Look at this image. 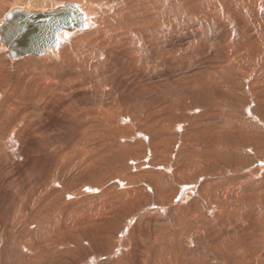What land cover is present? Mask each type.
I'll return each instance as SVG.
<instances>
[{"label": "bare ground", "instance_id": "bare-ground-1", "mask_svg": "<svg viewBox=\"0 0 264 264\" xmlns=\"http://www.w3.org/2000/svg\"><path fill=\"white\" fill-rule=\"evenodd\" d=\"M4 1L0 0V7ZM68 2L77 5L72 24L54 32L50 41H58L46 50L16 56L18 42L10 40L6 31L3 37L0 33V51L11 60L66 58L69 66L64 83L74 82L70 87L77 91L90 88L87 97L91 98L90 104L74 100L57 108L65 126H70V131L75 128L79 155L71 159L67 158L70 151L57 155L56 164L48 162L43 176L14 195L1 223L0 263L80 264V249L86 257L94 258L115 246L121 254V259H116L119 264L131 263V248L138 249L139 264H256V260L264 264V161L239 168L250 152L261 156L264 151L259 146L264 133V0H30L26 4L14 0L3 11L0 27L8 15L13 17V10L17 17L29 18L31 12L54 10ZM24 40L21 35L18 41L27 49L30 43ZM111 59L120 66L119 72L101 71ZM77 68L89 71L85 74ZM149 70L162 74L151 79L145 74ZM126 71L134 73L129 74L133 90L121 95L113 89L114 80ZM76 72L83 76L77 85ZM148 101L154 104L147 106ZM132 102L136 105L128 108ZM173 111L174 118L169 115ZM13 122L7 118L0 125L10 149L19 142ZM171 134L174 152L167 149ZM100 139L102 143L97 144ZM90 145L92 150H88ZM44 150L42 153L47 152ZM163 159L174 161L169 175L158 169ZM223 162L235 165L220 172ZM152 193L160 201L173 193L174 198L179 197L176 207L172 204L174 231H156L154 237V232L146 234L145 227L143 241L142 232L134 236L132 230L141 225L145 215L142 201ZM95 196L99 200L94 201ZM131 213L134 216L128 220ZM121 230L124 237L114 241ZM62 235L70 237L63 236V241ZM180 239L190 246L199 242L203 248L220 245L223 253H215L217 261L212 263L208 261L211 253L200 254L196 246L186 256L182 254L186 262L176 250Z\"/></svg>", "mask_w": 264, "mask_h": 264}, {"label": "rangeland", "instance_id": "rangeland-1", "mask_svg": "<svg viewBox=\"0 0 264 264\" xmlns=\"http://www.w3.org/2000/svg\"><path fill=\"white\" fill-rule=\"evenodd\" d=\"M14 1V0H13ZM12 0H5L3 3H2V6L0 7V18L2 16V14L4 13L3 11H5L8 6L10 5L11 2H13ZM18 2H21V3H28L30 2V0H17ZM34 2H36L37 0H33ZM33 1L31 0V3H33ZM46 1H51V0H46ZM55 1V0H53ZM144 1V0H143ZM6 2V3H5ZM39 3V2H37ZM174 17H175V14H174ZM175 19V18H174ZM176 21V20H174ZM175 23H178L175 22ZM180 30V29H179ZM175 34V32H174ZM175 36V35H174ZM0 125H2V121L4 122L5 119L7 118H12L13 121H16V122H13L14 124L16 123V129L15 131L17 132L18 134V138H19V142H18V145H15L14 147L11 146V149L9 147V144L7 145V134L5 135H1V131H0V142H1V145H4L3 147L6 148V150L1 146V149H0V170L1 169H6V167L8 169L4 170L3 171L1 170L0 171V197H1V204H0V232H1V223L3 220H5V218L7 217V215L9 214V211H10V208H11V200L13 199L14 195H16V193H18L17 195L21 194L22 190H25L26 191V188L29 187V185L32 183V182H35L39 179V176H43V173L44 171L48 168L46 167L47 165L49 166V164L52 162H55L57 159V155L65 152V153H68L69 151V156L67 158L70 157V159L74 156H78L79 155V152L77 150V148L79 149L78 145H77V136H76V133H74V129L73 127H71V131H70V126L69 127H66L65 126V122H64V119L62 116H59L58 113H57V108L60 107L63 103L65 102H71V101H74L76 100L77 102H80L81 103H84L85 104V100H88V104H90V99L89 97H87V91L88 89L90 88H82L80 90L77 91V89H72L71 87L74 85V82H65L64 83V78H65V74L67 73L68 71V60L65 58H55V59H51V60H46L44 61V59H41L40 57H22V58H18L17 60L15 59L14 60H11L10 58H8L7 55H5V53H3L2 51H0ZM2 56V57H1ZM3 58V59H2ZM2 59V60H1ZM41 59V61H40ZM61 61H60V60ZM23 60V61H22ZM32 60V61H31ZM36 60V61H35ZM38 60V61H37ZM59 60V62H58ZM14 61V62H13ZM26 61V62H24ZM35 61V62H34ZM43 61V62H42ZM53 61V62H52ZM56 61V62H55ZM34 62V63H33ZM42 62V63H41ZM68 62V63H67ZM110 62V63H109ZM175 62V61H174ZM2 63L4 66H2ZM6 63V64H5ZM58 63V64H57ZM60 63V64H59ZM94 65H97L98 63V60L95 59L94 60ZM93 64V62H92ZM107 64V65H106ZM62 65H64L62 67ZM66 65V66H65ZM103 65V64H102ZM100 65L99 68L102 66ZM60 66V67H59ZM51 67V68H50ZM102 68V69H101ZM100 70L103 71L105 70L106 68L109 69L110 71L112 70H115V72H119V69H120V66L118 65L117 62H113V60H109L108 62L105 63V66L104 67H101ZM163 71L164 72H167V67H163ZM13 69V70H12ZM53 69V70H52ZM78 69V68H77ZM61 70V71H60ZM80 70V71H79ZM161 70V69H159ZM78 72H81L83 73V71L85 72V74L88 73L89 70L87 69H82V68H79L78 70H76ZM174 71H175V68H174ZM78 72H76L75 74H79ZM146 73L145 74H149V78L151 79H156L159 77V75L162 74V72H158L157 70H149V71H145ZM152 72V73H151ZM50 73V74H49ZM134 74L133 72H127L126 71V74L125 76H123V72L118 75V77L114 80V85H113V89L116 91L118 90L119 93H121V95H124L126 93H129V91L131 92L133 90V87L130 85L131 84V78L129 77V74ZM160 73V74H159ZM55 74V75H53ZM130 74V75H131ZM155 74V76H154ZM158 74V75H157ZM29 75V76H28ZM58 75V76H57ZM128 75V76H127ZM64 76V77H63ZM79 76V77H78ZM83 77L80 73V75H77L76 77V81H75V84L78 83V81L81 79L80 78ZM61 77V78H60ZM121 77V78H120ZM51 78V79H50ZM123 78V79H122ZM130 78V79H129ZM58 79V80H57ZM121 79V80H120ZM55 80V81H54ZM56 80H57V83H56ZM47 81V82H46ZM54 81V82H53ZM8 82V83H7ZM52 82V83H51ZM60 82V83H59ZM63 82V83H62ZM120 82V83H119ZM22 84V85H21ZM54 84V85H53ZM69 84V85H67ZM77 85V84H76ZM117 85V86H116ZM4 86V87H3ZM56 86V87H55ZM65 86V87H64ZM71 86V87H70ZM120 86V87H119ZM44 87V88H43ZM46 87V88H45ZM56 89H55V88ZM62 87V88H61ZM64 87V88H63ZM67 87V88H66ZM94 88V86H91ZM117 87H119V89H117ZM132 87V88H131ZM39 88V89H38ZM42 88V89H41ZM61 90H59V89ZM70 88V89H69ZM123 88V89H122ZM63 89H65L63 91ZM121 89V91H120ZM54 90V91H53ZM68 90V91H67ZM74 90V91H73ZM86 90V91H85ZM24 91V92H23ZM30 91V92H29ZM63 91V92H62ZM70 91V92H69ZM73 91V92H72ZM81 93H80V92ZM52 92V93H51ZM79 92V93H78ZM84 92L86 94H84ZM123 92V93H122ZM2 93V94H1ZM9 93V94H8ZM28 93V94H27ZM71 93V94H70ZM73 93V94H72ZM21 94V95H20ZM64 94L66 95V97L64 96ZM89 94V93H88ZM32 95V96H31ZM48 95L51 97H49L48 99ZM76 95V96H75ZM84 95V96H83ZM68 96V98H67ZM72 96V97H71ZM78 98V99H77ZM82 98V99H81ZM87 98V99H86ZM59 99V100H58ZM62 99V100H60ZM73 99V100H72ZM66 100V101H65ZM80 100V101H79ZM53 101V102H52ZM62 101V102H61ZM75 101V102H76ZM56 104H55V103ZM34 103V104H33ZM48 103V104H46ZM87 103V101H86ZM148 103V104H147ZM146 104L147 106H152L154 104V102H150L148 101ZM153 103V104H152ZM55 104V105H54ZM37 105V106H36ZM46 105V106H45ZM51 105V106H49ZM59 105V106H57ZM133 105H136V104H129L128 105V108H130L131 106ZM172 106H174V102L171 103ZM146 106V105H145ZM36 108V109H35ZM49 108V109H48ZM51 108V109H50ZM132 108V107H131ZM53 109V110H52ZM162 109H165V106L163 105L162 106ZM145 113V114H144ZM172 114V115H171ZM146 115V112L144 111L141 116H145ZM165 115V114H164ZM163 115V116H164ZM169 115H171L172 118H174V111L171 112ZM162 116V117H163ZM168 116V115H167ZM14 117V118H13ZM148 117V116H147ZM169 117V116H168ZM151 118V119H150ZM15 119V120H14ZM23 119V121H22ZM148 119L151 121L153 120L152 117H148ZM163 119V118H162ZM19 120V124L17 123V121ZM40 120V121H38ZM27 121V123H26ZM39 122V123H38ZM33 123V124H32ZM18 124V125H17ZM23 124V125H22ZM27 124V125H26ZM36 124V125H35ZM48 124V125H47ZM20 125V126H19ZM38 126V127H37ZM35 127V129H33ZM40 128V129H39ZM37 129V130H36ZM65 129V130H64ZM46 130V131H45ZM49 131V132H48ZM146 131V130H145ZM20 132V133H18ZM47 132V133H46ZM174 132V130L172 131ZM72 133V134H71ZM48 134V135H47ZM66 134V135H65ZM264 134V133H263ZM262 134L263 137H261V143L259 146H261V149L262 151L264 150V143H263V139H264V135ZM61 135H63L61 137ZM50 138H48V137ZM65 136V137H64ZM74 139H72L73 137ZM53 137V138H52ZM42 138V139H41ZM170 139H168L167 141L170 142L167 147L168 150L174 152V135L171 134V136L169 137ZM3 139V140H2ZM55 140V141H54ZM69 140V141H68ZM6 143H5V142ZM103 140L100 139V141H98L97 144H100L102 143ZM9 143V142H8ZM22 143V144H21ZM24 143V144H23ZM56 143V144H54ZM75 143V144H74ZM179 142H177L178 144ZM37 144H40V146ZM7 145V146H6ZM41 145H44V146H41ZM173 145V146H172ZM20 148H18V147ZM66 146V148H65ZM75 148H74V147ZM9 147V148H8ZM40 147V148H39ZM70 147V149H69ZM73 147V148H72ZM77 147V148H76ZM92 145H90V147H88V150H92ZM165 147V149H166ZM19 150H18V149ZM42 148L43 150L45 149L47 152H43L42 153ZM91 148V149H90ZM10 149V150H9ZM15 149V150H14ZM30 149V150H29ZM49 149V150H48ZM62 149V150H61ZM68 149V150H67ZM12 150V151H11ZM24 150V151H23ZM35 150V151H34ZM44 150V151H45ZM61 150V152H60ZM75 150V151H73ZM77 150V151H76ZM1 151H3V155L1 153ZM5 151V153H4ZM25 152V153H22V152ZM48 151H51L48 152ZM250 151V150H249ZM9 152H13V153H9ZM17 152V154L15 155V153ZM35 154H34V153ZM39 152V153H38ZM53 152V153H52ZM7 153V154H6ZM9 153V154H8ZM21 153V154H20ZM33 153V154H32ZM55 153V154H54ZM73 153V155L71 154ZM77 153V155H76ZM13 154V155H12ZM32 154V155H31ZM42 155L40 157V155ZM49 154H52L53 158L50 157L51 155ZM251 155L247 156L245 158V160H242L241 164H243L242 166H239L240 169H247L248 167L250 166H253V165H256L258 164V162H260L261 160L264 161V151H263V154L261 156L257 155L256 153H252L250 152ZM6 155V158H4ZM8 155V156H7ZM9 155L10 157H13V158H9ZM12 155V156H11ZM38 155V156H37ZM3 156V157H2ZM18 158H17V157ZM21 156V158H19ZM23 156H26L23 158ZM37 156V157H36ZM45 156H47V159H45ZM55 156V157H54ZM97 156L99 155H95V158H97ZM251 156V157H250ZM40 157V158H39ZM23 158V159H22ZM31 158V159H29ZM51 160H50V159ZM253 158V159H251ZM14 159H18V160H14ZM20 159V160H19ZM255 159V160H254ZM30 160V161H29ZM37 160V161H36ZM40 160V161H39ZM22 161V162H21ZM34 161V162H33ZM51 161V162H50ZM59 162H61V160H58ZM77 161V159L75 160ZM168 160H165L163 159V161L160 162V165L158 167V169L160 170H166L165 172L168 174L170 173L169 171H174V161H168ZM251 161V162H250ZM2 162H4L2 164ZM14 162V163H12ZM16 162V163H15ZM25 162V163H24ZM32 162V163H31ZM39 162V163H38ZM49 162V164H48ZM250 164H248V163ZM23 163V165H22ZM35 163H38V164H35ZM43 163V164H41ZM45 163V164H44ZM47 163V164H46ZM57 163V161L55 162V164ZM170 165H169V164ZM5 164V165H4ZM10 164V165H8ZM15 164V166L13 165ZM224 164L225 166H220V172L222 171H226L230 168H233V165H235V163H231V166H227L224 162L222 163ZM247 164V165H246ZM18 165H22L21 166H18ZM25 165V166H24ZM34 165H39L38 167L41 166V168L38 170V167ZM44 165V166H43ZM51 165V164H50ZM9 166V167H8ZM11 166V168H10ZM29 166V167H28ZM43 166V167H42ZM53 166V165H51ZM154 166V165H152ZM150 165V167H152ZM162 166H165V167H162ZM21 167V168H20ZM28 167V168H27ZM145 167H148V165L146 164ZM162 169H161V168ZM170 167V168H168ZM247 167V168H246ZM26 168L28 170H26ZM46 168V169H45ZM157 168V166H156ZM166 168V169H165ZM24 169V172L23 170ZM34 169V170H33ZM170 169V170H169ZM168 170V172H167ZM12 171V173H11ZM38 171V172H37ZM216 171V170H214ZM26 172V173H25ZM28 172V173H27ZM219 172V173H220ZM4 173V174H2ZM8 175H7V174ZM30 173V174H29ZM2 174V176H1ZM35 174V175H34ZM37 174V176H36ZM4 176H7L6 178L3 177ZM24 175V176H22ZM34 175V176H33ZM169 175V174H168ZM208 176V174H206ZM20 176V177H19ZM26 176V178H25ZM36 176V177H35ZM40 176V177H41ZM10 177H12L13 181H10L12 180ZM24 177V179H23ZM33 179H32V178ZM5 178V179H4ZM19 178V179H18ZM31 178V179H30ZM35 178V179H34ZM10 179V180H9ZM18 179V181H17ZM26 179V180H25ZM29 179V180H28ZM207 179V177L204 178V180ZM5 180V182H4ZM6 180L10 181V182H7ZM15 180V181H14ZM23 180V181H22ZM25 180V181H24ZM18 183H17V182ZM15 182V186L13 185H10V184H13ZM26 182H28L29 184H27ZM17 183V185H16ZM26 183V184H25ZM199 183V184H198ZM196 183V191L198 192L199 191V187H200V182ZM25 185V186H24ZM80 185V184H79ZM173 185H174V181H173ZM178 185V183H177ZM12 186V187H10ZM3 187H7L6 190H3L5 188ZM25 187V189H24ZM18 189V190H17ZM14 190V192L12 193V191ZM7 191V193H6ZM10 191V192H9ZM17 191V192H16ZM20 192V193H19ZM4 194V196H3ZM170 195V196H169ZM167 196V198L169 197V199H166V198H163L161 201L158 199V197L156 195H154L153 193L150 194V197L147 196L148 198L146 200H143L142 201V207L141 210L143 209L142 214H145L143 216V220H142V223L140 226H136L135 228H133L132 230V233L133 235L135 236V234H139L140 231L142 232L141 235L143 237V241H145V236H144V233H145V230H146V234L150 233V232H154L153 235L155 237V235L157 234H163V232H173L174 229L172 228V218H174V209L177 205V202H178V199L179 197H175L174 198V193H173V196L172 194H169ZM171 197H172V200H171ZM156 198V199H155ZM86 199H89V197H86ZM155 199V200H154ZM158 199V200H157ZM6 200V201H5ZM94 201H97L99 200V197L98 196H95V198L93 199ZM171 200V201H170ZM177 200V201H176ZM202 199H200L201 201ZM5 201V202H3ZM146 202V205H145V202ZM155 201V202H154ZM160 201V202H159ZM165 201V203H163ZM175 201V202H174ZM10 202V203H9ZM167 202V203H166ZM155 203V204H154ZM160 204V205H159ZM163 204L165 205V207L163 206ZM167 204V205H166ZM172 204L174 205L172 206ZM4 205V206H2ZM87 206V205H86ZM4 207V208H3ZM145 207V208H144ZM168 208V209H167ZM6 209V210H5ZM205 209L207 210L208 207H205ZM2 210V211H1ZM9 210V211H8ZM146 210V211H145ZM31 210H28V213L29 214H32L30 212ZM138 211V210H137ZM136 211V212H137ZM173 211V213H172ZM149 212V214H148ZM153 212V213H152ZM159 213V214H158ZM172 213V214H171ZM173 215V217H172ZM204 215L206 217H208V214L206 213L205 214V211H204ZM133 213L129 214L128 216V220L133 218ZM131 217V218H129ZM157 218H169V223L168 222H160V220H158ZM157 220V221H156ZM146 222V223H145ZM145 223V224H144ZM154 223V224H153ZM163 223V224H162ZM163 226H161V225ZM165 224V225H164ZM172 224V225H171ZM144 225V226H143ZM156 227H155V226ZM142 226V228H141ZM168 226L170 228H168ZM146 227V228H145ZM155 227V228H154ZM162 227V228H161ZM140 230H139V229ZM145 228V230H144ZM148 228V230H147ZM154 228V229H153ZM156 228L158 230H156ZM163 229V230H161ZM153 230V231H152ZM73 232V230H68V232ZM136 231V232H135ZM144 231V232H143ZM156 231H157V234H156ZM160 231V232H159ZM162 231V232H161ZM131 233V235H132ZM135 233V234H134ZM204 235L206 236L207 234L205 232H203ZM221 233V232H220ZM116 237H117V240L116 237L114 236V241H118V240H121L123 237H124V230H121L119 231L118 233H115ZM130 236L132 238H135L134 236ZM63 236H67L68 238L70 236L68 235H62ZM197 236H201V234L197 235ZM203 236V235H202ZM201 236V237H202ZM206 238V237H205ZM66 239L63 237V241H65ZM112 240V241H113ZM53 241V240H51ZM136 241V240H135ZM147 241V240H146ZM204 241V240H203ZM207 241V240H206ZM172 242V243H171ZM170 242V244L168 243V246L169 248L171 247V244H174V240H172ZM184 242V243H183ZM48 243V242H47ZM197 244H195V246H190L187 245V243L185 241H182L180 239L179 241V244H178V248H176V250L178 251V253H181L184 254L186 256V254L192 250H195L196 246H198V249L200 251V254L201 252L203 254L205 253H211L208 255V261L209 262H215L217 261V257L215 256V253H223V250L221 251L220 250V245L216 246L215 248L211 249L207 246H204V248L202 247V245L199 243V242H196ZM204 243V242H203ZM199 246H201V250L199 248ZM115 249H114V248ZM167 247V246H166ZM174 247V245H173ZM112 248V249H111ZM192 248V250L190 249ZM203 248V249H202ZM206 248H208L207 251ZM117 247L115 246H112L108 249L107 252H105V254H100V257L99 256H94L93 258V255H85L83 251V249H80L79 252H77V255L79 256L81 254V257L82 258V261L80 264H93L94 262V259H95V263L94 264H119L118 262L120 261H117L116 259H121V254L118 255L117 251H116ZM180 249V251H179ZM197 249V250H198ZM215 249V250H214ZM219 249V251H218ZM131 250H134L132 253H131V256L129 255V257L131 258V263L129 264H139L140 263V257H139V253H138V249L137 248H131ZM204 250V251H203ZM206 250V251H205ZM214 250V251H212ZM197 251V252H199ZM264 251V246L262 247V252ZM6 252V251H5ZM9 252V251H8ZM137 252V253H136ZM84 253V256L82 255ZM108 253V254H107ZM113 253V254H112ZM116 253V254H115ZM190 253V252H189ZM192 253V252H191ZM9 254V253H7ZM110 254V255H109ZM116 256H115V255ZM184 255H182L184 257V260L186 262H188V259L187 257H185ZM118 256V257H117ZM210 256H214V257H210ZM86 257V258H85ZM98 257V259H97ZM171 261L174 260V255H171ZM85 258V259H84ZM211 258V259H210ZM213 258V259H212ZM75 259V258H74ZM73 259V260H74ZM84 259V260H83ZM118 259V260H119ZM187 259V260H186ZM93 261V262H92ZM99 261V262H97ZM89 262V263H88ZM208 262V263H209ZM52 264L56 263V261L54 262H51ZM206 263V262H205ZM1 264V263H0ZM256 264H261V262L259 260H256Z\"/></svg>", "mask_w": 264, "mask_h": 264}, {"label": "water", "instance_id": "water-1", "mask_svg": "<svg viewBox=\"0 0 264 264\" xmlns=\"http://www.w3.org/2000/svg\"><path fill=\"white\" fill-rule=\"evenodd\" d=\"M76 6L75 3L68 2L66 5L54 10L31 12L32 16L29 18H23L24 15L17 17L16 12L13 10L11 11L14 14L13 17L7 16L6 21L0 27V33L3 37V31H6L10 40L14 39L18 42L19 49L16 56L21 57L25 53L46 50L58 41V38L50 41L54 32H60L62 29L71 26ZM20 12L24 11L20 9ZM77 12L81 13V10L78 9ZM22 33L32 36L33 40L28 41L30 39L24 38ZM21 35L25 39L24 41L30 43L27 49L22 47V41H18Z\"/></svg>", "mask_w": 264, "mask_h": 264}]
</instances>
